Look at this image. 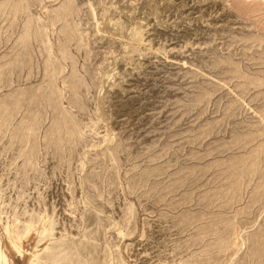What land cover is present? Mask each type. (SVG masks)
Listing matches in <instances>:
<instances>
[{"label": "rangeland", "instance_id": "rangeland-1", "mask_svg": "<svg viewBox=\"0 0 264 264\" xmlns=\"http://www.w3.org/2000/svg\"><path fill=\"white\" fill-rule=\"evenodd\" d=\"M0 264H264V0H0Z\"/></svg>", "mask_w": 264, "mask_h": 264}, {"label": "bare ground", "instance_id": "bare-ground-1", "mask_svg": "<svg viewBox=\"0 0 264 264\" xmlns=\"http://www.w3.org/2000/svg\"><path fill=\"white\" fill-rule=\"evenodd\" d=\"M56 4V3H55ZM109 5H105V6H103L102 7V16L104 17V19H105V17H106V14H107V12L109 11ZM128 15V17H131V11H130V13L129 14H127ZM126 16V15H125ZM56 19V18H55ZM137 19V18H136ZM55 21V20H54ZM136 22L137 23H139L140 22V19H137L136 20ZM108 25L110 26V28L111 29H109V30H111L115 35H117V36H119V37H121V31L123 30V29H125L124 28V25H122V23H121V20L120 19H117V20H114V21H111V20H109L108 21ZM139 25V24H138ZM127 31H126V36H127V44L128 43H130V44H133L134 46H136V47H139V48H142L143 46H146L147 44H146V39L144 38V33H143V28H141L140 26H136V24L135 25H131V27H129V29H126ZM13 31V30H12ZM125 32V31H124ZM15 35V34H14ZM23 38V37H22ZM123 38V37H122ZM64 39V38H63ZM67 41H69V39L67 40ZM67 41H66V43H67ZM148 43V42H147ZM68 44V43H67ZM71 44H72V42H71ZM132 45V46H133ZM125 46H126V44H125ZM126 47H128V46H126ZM20 48V47H19ZM42 49V48H41ZM136 49V48H135ZM60 50V49H59ZM127 51V50H126ZM22 53V52H21ZM12 55V54H11ZM61 55V54H60ZM63 55V54H62ZM69 55V54H68ZM19 56V55H18ZM129 62L130 61H128V63L127 64H129ZM27 64V63H26ZM49 65V64H48ZM50 67V66H49ZM74 67V66H73ZM21 68V67H20ZM51 69V68H50ZM110 70V69H109ZM107 71L105 74H106V76L107 77H109L110 76V74H111V71H113L114 69H112V70H110V71ZM50 71V70H49ZM48 72V71H47ZM114 73V72H113ZM51 77V76H50ZM102 77V76H101ZM112 77V76H111ZM47 78V77H46ZM101 79V78H100ZM51 80V79H50ZM48 94V93H47ZM52 98V97H51ZM45 101V100H44ZM48 101H49V99H48ZM13 104V103H12ZM11 104V105H12ZM14 105H15V103H14ZM25 105V104H24ZM23 105V106H24ZM37 106V105H36ZM39 107V106H38ZM35 108V107H34ZM42 110V109H41ZM29 111V110H28ZM30 112V111H29ZM18 113V112H17ZM45 113V112H44ZM30 115V114H29ZM27 116V115H26ZM45 116H46V114H45ZM44 116V117H45ZM54 116V115H53ZM29 117V116H28ZM30 118V117H29ZM53 119V118H52ZM21 122V121H20ZM40 122V121H39ZM24 126V125H23ZM107 139H108V136H107ZM105 142V141H104ZM83 167V166H82ZM87 202V201H86ZM85 205V204H84Z\"/></svg>", "mask_w": 264, "mask_h": 264}]
</instances>
